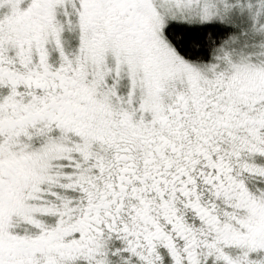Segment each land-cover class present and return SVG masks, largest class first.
Instances as JSON below:
<instances>
[{"label":"snow or ice","instance_id":"snow-or-ice-1","mask_svg":"<svg viewBox=\"0 0 264 264\" xmlns=\"http://www.w3.org/2000/svg\"><path fill=\"white\" fill-rule=\"evenodd\" d=\"M0 264H264V0H0Z\"/></svg>","mask_w":264,"mask_h":264}]
</instances>
